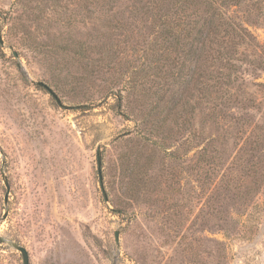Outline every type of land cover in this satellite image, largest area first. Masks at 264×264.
Segmentation results:
<instances>
[{"label":"rangeland","instance_id":"374dc122","mask_svg":"<svg viewBox=\"0 0 264 264\" xmlns=\"http://www.w3.org/2000/svg\"><path fill=\"white\" fill-rule=\"evenodd\" d=\"M217 4L0 0V264H264V0Z\"/></svg>","mask_w":264,"mask_h":264},{"label":"water","instance_id":"95a60500","mask_svg":"<svg viewBox=\"0 0 264 264\" xmlns=\"http://www.w3.org/2000/svg\"><path fill=\"white\" fill-rule=\"evenodd\" d=\"M1 43L2 42H1V39H0V44ZM13 56L15 58L17 57L15 53H13ZM36 86L41 88V89H43V90H45L52 97V99L55 101V103L58 106L62 107L60 100L57 98V96L52 92V90L46 84H44L42 82H37ZM96 165H97L98 180H99V184H100V187H101L103 199L106 202L107 201V197H106V195H105V193L103 191V187H102L100 148H98L97 151H96ZM3 184H4V187H5V195H4V205H5L7 203V197H8V194H9V185H8V182H7L6 178L3 179ZM5 217L6 216L4 215L3 218H5ZM117 237H118V233L115 232L114 238H115L116 243H117ZM10 245H11L13 250H15L17 253L20 254L22 264H29V256H28V253H27L26 249L23 248L22 246L18 245V244H15V243H11Z\"/></svg>","mask_w":264,"mask_h":264},{"label":"trees","instance_id":"16d2710c","mask_svg":"<svg viewBox=\"0 0 264 264\" xmlns=\"http://www.w3.org/2000/svg\"><path fill=\"white\" fill-rule=\"evenodd\" d=\"M219 2H220V5L217 4L219 7L227 8V7H230L233 3H235V0H219ZM229 3H231V4L229 5ZM192 47L189 46L187 54H186V59L190 63L191 62L195 63L197 60H199V58H200V56H202V54H201V52L196 51V49H193ZM190 70H192V69H190ZM173 102L174 101H172V103Z\"/></svg>","mask_w":264,"mask_h":264}]
</instances>
